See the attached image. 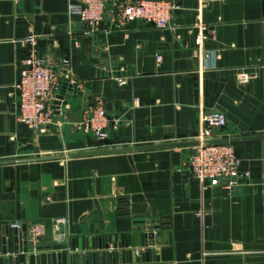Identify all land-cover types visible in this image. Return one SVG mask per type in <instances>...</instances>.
I'll use <instances>...</instances> for the list:
<instances>
[{
    "label": "crops",
    "instance_id": "0c3cea01",
    "mask_svg": "<svg viewBox=\"0 0 264 264\" xmlns=\"http://www.w3.org/2000/svg\"><path fill=\"white\" fill-rule=\"evenodd\" d=\"M173 1V28L115 26L106 16L91 30L69 14L68 0H0V264H74V253L79 264V242L85 264L106 238L104 259L116 251V264H264V0H210L202 17L212 32L201 47L192 27L199 0ZM30 31L62 83L78 78L77 95L57 98L53 123L39 129L18 120L13 96ZM205 51L215 55L207 61ZM240 69L252 72L248 82L238 81ZM95 94L119 118L105 141L75 127ZM202 111L225 113L219 136L234 139L251 173L232 189L200 185L188 165L192 146L68 157L194 140ZM60 217L67 223L55 235ZM150 225L156 260L119 263V243L123 254L126 240L133 249L137 228Z\"/></svg>",
    "mask_w": 264,
    "mask_h": 264
},
{
    "label": "built area",
    "instance_id": "2783aa9c",
    "mask_svg": "<svg viewBox=\"0 0 264 264\" xmlns=\"http://www.w3.org/2000/svg\"><path fill=\"white\" fill-rule=\"evenodd\" d=\"M210 0H199L197 15L192 27L196 30V42L199 47L207 39L211 26L202 15ZM177 4L173 0H68L69 14H77L81 22L88 24V29H96L98 24L109 17L115 26H125L140 20L158 28H173L174 12ZM38 35L30 31L24 42L28 52L21 58L19 77L13 85L16 103V115L19 121L34 129L53 123V104L62 88L60 71L50 66L37 54ZM213 51L203 52L208 61L214 56ZM161 55H158V60ZM67 64L66 61H64ZM252 72L246 69L238 71V81L246 83ZM119 84L126 83L125 78L116 77ZM119 118H112L102 95L92 96L84 108L81 119L76 123L77 130L92 135L98 141L108 138V128ZM200 129L195 139L201 143L193 147L188 165L193 177L202 187L223 185L232 189L240 185L251 175L243 169L242 159L231 142L203 143L206 140L222 139L220 131L227 125V118L222 111H202L199 117ZM54 233L62 234L61 226L66 225V217L56 221ZM17 225V224H16ZM64 235V233H63Z\"/></svg>",
    "mask_w": 264,
    "mask_h": 264
},
{
    "label": "water",
    "instance_id": "95a60500",
    "mask_svg": "<svg viewBox=\"0 0 264 264\" xmlns=\"http://www.w3.org/2000/svg\"><path fill=\"white\" fill-rule=\"evenodd\" d=\"M88 27V24H85ZM107 65V64H106ZM78 78L74 77L73 81H65L62 84V88L60 90L59 95H57L58 99H63L65 96L66 97H70V96H76L77 95V90H78ZM59 102V101H57ZM234 141V139H214V140H206L203 141V143H214V142H231ZM201 141L194 139V140H187V141H176V142H167V143H154V144H146V145H138V146H126V147H107V148H100V149H94V150H85V151H78V152H73L70 153L68 155V157H74V156H87V155H98V154H110V153H118V152H129V151H135V150H146V149H156V148H173V147H185V146H195L200 144ZM12 226V224H7L6 227H4L3 230V234L5 236H3V243L6 242V236L9 234L10 231V227ZM27 227L25 224L22 225V230H23V238L25 239L24 241V251L27 252L28 251V245H27ZM137 229L142 230V233H139L137 235V238H135V236H132L131 238V246L133 247V249H129V242L126 240L125 241V251L123 254V244L122 242L119 243V247L121 248V250H119L118 253V261L119 263H123L124 260L125 262L129 263L130 260H132L134 263L137 262V256L139 258V262H150V261H155L156 257H155V251L154 249H150L149 245H153L155 244V234L153 232L154 229H156V227H154V225H150V227H146V226H139ZM14 233H15V242H18V233H19V227L18 225L14 224ZM157 237V243H161V233L158 232L156 234ZM112 239L114 240V237H112ZM119 241H120V237H118ZM107 238L105 239L106 244L105 246L102 245V242H99L98 247L100 248V252H99V257L97 258V253L93 252V253H89L86 252V260H85V264H110L111 262L113 264L117 263V257H116V251H112L110 253V251H107L105 253V259L103 256V247H105L107 250L109 249V244L107 243ZM139 246L140 249H135V247ZM146 246L145 249H141L142 246ZM72 248L75 250L76 249V243L75 240L72 241ZM90 245L88 244L87 240H86V244H85V249L89 250ZM92 248H96V244L94 243V241H92ZM79 249L81 250L80 254H79V264H84L83 261V245L82 243L79 242ZM19 249L17 247V245L15 246V252H18ZM4 253H7V249L4 248L3 249ZM76 253L73 254L72 258H73V263L76 264ZM18 258V257H16ZM5 263H8V258H6ZM19 263V259H15V264ZM29 263V257L26 258V264Z\"/></svg>",
    "mask_w": 264,
    "mask_h": 264
}]
</instances>
